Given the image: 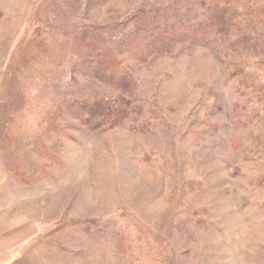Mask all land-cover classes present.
Returning <instances> with one entry per match:
<instances>
[{
  "label": "rangeland",
  "instance_id": "1",
  "mask_svg": "<svg viewBox=\"0 0 264 264\" xmlns=\"http://www.w3.org/2000/svg\"><path fill=\"white\" fill-rule=\"evenodd\" d=\"M0 264H264V0H0Z\"/></svg>",
  "mask_w": 264,
  "mask_h": 264
},
{
  "label": "trees",
  "instance_id": "2",
  "mask_svg": "<svg viewBox=\"0 0 264 264\" xmlns=\"http://www.w3.org/2000/svg\"><path fill=\"white\" fill-rule=\"evenodd\" d=\"M217 7L218 8L214 7L213 12L211 13V17L214 18V22H216L217 24L216 27H220L223 30L229 29V24H235L238 26V24L234 21L236 20L235 14L233 13V10L230 7H228L227 5H224L223 7ZM137 22L138 23H136V29L133 30L136 31L132 32L131 34L134 35L135 33H137V31L142 29L144 33L141 35V39L146 33H150L152 38L150 39V41L148 40L147 46H145V40H139V60H145V56L151 54L150 52L156 53L157 51L167 49L166 45H170L172 42L173 44H175L179 40H183L185 37V33L183 31L167 30L164 28L166 24L157 25L156 21H151V19L146 13L139 14ZM150 25H153L154 28H152ZM144 29H147V31H145ZM95 45L96 43H93V50H96V53L99 57L98 61L100 63L105 62L111 64V61H113L114 66H119L121 69L120 57L117 55V53L107 51L105 52L100 48L98 49V46L94 47ZM109 53L111 54L110 59L108 57ZM122 69L121 71H118V77L120 74L121 76H123L120 87L124 91H128L133 84V77L129 70ZM74 103L75 105H77L78 110L82 111L83 114L85 113L83 117L81 116V119L83 121L84 126L91 130H98L104 123H114V121L118 119V117H120L124 113L128 114V111L130 110V102L124 96L116 97L114 101H106L98 97L92 98V100L88 98H79L74 101ZM99 106L101 107L99 108ZM114 114L115 117L111 118ZM15 174L19 179L23 178L19 171H17Z\"/></svg>",
  "mask_w": 264,
  "mask_h": 264
}]
</instances>
